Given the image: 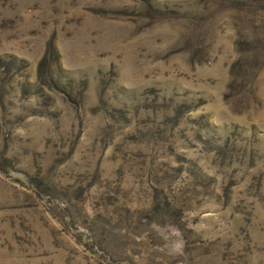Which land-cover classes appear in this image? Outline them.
Here are the masks:
<instances>
[{"label":"rangeland","instance_id":"obj_1","mask_svg":"<svg viewBox=\"0 0 264 264\" xmlns=\"http://www.w3.org/2000/svg\"><path fill=\"white\" fill-rule=\"evenodd\" d=\"M0 264H264V0H0Z\"/></svg>","mask_w":264,"mask_h":264}]
</instances>
